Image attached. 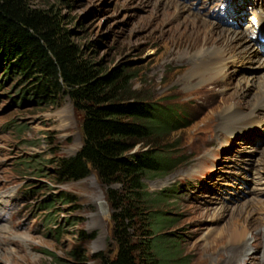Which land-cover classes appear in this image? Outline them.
<instances>
[{"label":"rangeland","instance_id":"obj_1","mask_svg":"<svg viewBox=\"0 0 264 264\" xmlns=\"http://www.w3.org/2000/svg\"><path fill=\"white\" fill-rule=\"evenodd\" d=\"M35 4L55 5L61 10L74 40L105 72L127 67L133 76L131 90L137 95L170 106L203 101L202 112L193 119L189 117L188 125L180 123L182 127L169 138V144H179L173 150L178 165L166 175L146 179L153 193L166 192L173 182L192 176L198 169L201 154L211 146L208 139L202 141V130L214 129L215 136L216 128H221V118L232 116L230 108L254 110L262 101L264 61H259L264 57L259 50L249 41L241 45L240 40L231 38L229 33L234 34L233 30L243 37L242 30L214 21L185 1L40 0ZM201 20L217 28L206 36ZM214 44L224 46L229 57L238 56L239 64L224 69L223 63L220 70L213 62L207 67L191 61L197 51ZM244 49L254 50V54L247 56ZM30 89L29 82L19 73L0 70V190L16 187L22 180L28 181L32 190L30 197L18 194L16 200L10 198L8 206L0 210L3 220L12 213H25L21 233L28 236L24 251L0 243V264L73 262V252L79 247L84 248L88 264H94L93 255L108 252L111 243L113 210L106 186L95 174L64 181L54 174L58 168L56 160L76 154L83 144V112L75 108L68 96L58 105L36 103ZM261 108L258 111L264 112ZM261 141L257 146L253 142L238 144L242 149L239 158L247 160L249 179L253 178L255 166L261 167L262 175L258 183L250 182L244 192L227 196L213 187L205 203L204 191L200 190V194L188 199L185 194L178 198L168 196L156 207L147 205L152 212L159 210L172 218L173 222H167L157 232L164 238L177 237L163 248L170 251L177 244L174 250L179 257L172 261L239 264L243 246L247 247L243 255L249 254L251 243L257 253L248 264H264V138ZM137 149L143 150L141 146ZM208 187L205 186L206 191ZM65 193L70 194L71 201L62 199ZM246 201L250 211L247 207L240 211ZM248 214L251 215L247 217ZM243 226L246 237L243 234L232 239V231ZM82 231L95 237L84 238Z\"/></svg>","mask_w":264,"mask_h":264},{"label":"trees","instance_id":"obj_2","mask_svg":"<svg viewBox=\"0 0 264 264\" xmlns=\"http://www.w3.org/2000/svg\"><path fill=\"white\" fill-rule=\"evenodd\" d=\"M37 1L0 0V70L22 75L36 103L58 105L68 96L83 112V144L76 154L56 160L54 174L61 181L95 174L106 186L113 210L111 243L108 252L93 255L94 264H175L177 244L163 248L177 237L157 233L172 218L147 208L170 195L149 191L146 179L178 165L173 150L179 144H169V138L180 123H190L187 106L137 95L127 67L105 72L74 40L61 10ZM62 199L72 200L69 193ZM82 237L95 234L82 231ZM73 254L75 261L61 264H88L84 248Z\"/></svg>","mask_w":264,"mask_h":264},{"label":"bare ground","instance_id":"obj_3","mask_svg":"<svg viewBox=\"0 0 264 264\" xmlns=\"http://www.w3.org/2000/svg\"><path fill=\"white\" fill-rule=\"evenodd\" d=\"M170 1V0H169ZM166 2V1H165ZM172 4V3H171ZM170 5V4H169ZM176 5V4H175ZM186 7V6H185ZM174 8V7H173ZM187 12V11H186ZM192 12V11H191ZM186 15V14H185ZM196 15V14H195ZM194 16V15H193ZM195 18V17H194ZM197 23V22H196ZM201 23H202V26H204L205 28H206V36L209 34V33H211L210 31H214L215 30V28H217V27H215V25H213L212 23H210L209 21H206V20H201ZM217 31V30H216ZM233 32H235L234 34H231V33H229L230 34V36H231V38L233 39V38H235V39H237V40H240V41H238V42H240L241 43V45L242 44H244L245 42H247L248 41V38L244 35L243 37H241L240 35H239V33H238V31H234L233 30ZM225 33V32H224ZM229 34H227L228 36H229ZM215 35V34H214ZM217 35V34H216ZM221 36V35H220ZM222 36H224V34L222 33ZM229 36V37H230ZM210 39V38H209ZM231 39V40H232ZM212 42V41H211ZM237 42V43H238ZM220 44H218V45H212V46H209V45H207V47L208 48H204L203 50H201L200 52H198L197 51V53L196 54H194V56H192L191 57V61H193L195 64H196V66H199V65H207V67L209 66L208 64H212V62L214 63V64H216L217 65V68L218 69H220L221 70V68H222V66H223V63H224V61L227 59V57H229V55H228V51L226 50V48L223 46L222 47V45L221 46H219ZM206 46V45H205ZM233 47V46H232ZM200 50V49H199ZM244 50H246V49H244ZM243 53H245L247 56H249V55H251V54H254V50H251V51H247L246 50V52H243ZM228 55V56H227ZM199 57L202 59V62H200L199 61ZM215 58V60L214 61H211L210 59H214ZM200 59V60H201ZM262 61H264V59H262L261 61H259V63H261ZM207 67H205V68H207ZM210 68V67H209ZM216 70V69H215ZM218 71V70H217ZM202 72V71H201ZM262 87V89H261V92H262V96H261V99H262V101L261 102H258V105L255 107L256 109H258L259 107H264V82H263V85L261 86ZM235 107V106H234ZM234 107H232V108H230L229 109V111L231 110V111H233L234 109ZM233 109V110H232ZM226 113V112H225ZM225 115V114H224ZM231 118V117H230ZM249 201V200H248ZM248 201H246L245 202V204H243L242 206H241V210L240 211H243V209L244 208H248L249 209V211H250V206H247L246 204H248L247 202ZM255 202H253L252 203V205L254 204ZM103 204H105V203H103ZM256 204H259V203H256ZM252 205H251V207H252ZM240 213H242V212H240ZM248 213H250V212H248ZM251 214H248V216L247 217H249ZM246 226H243V228H238V229H236L234 232L232 231V239L234 238V237H237L238 235L239 236H241V235H243V234H245V233H247L246 232V228H245ZM237 228V227H236ZM250 229V228H249ZM241 230V231H240ZM238 231H240V232H238ZM234 235V236H233ZM244 237H246V234L244 235ZM246 239H248V238H245L243 241L244 242H246L245 240ZM241 241V240H240ZM238 242V241H237ZM233 245H235V244H232V246ZM246 245V244H245ZM243 246V248L245 249L246 248V246Z\"/></svg>","mask_w":264,"mask_h":264}]
</instances>
